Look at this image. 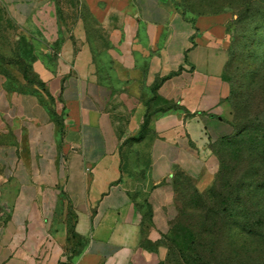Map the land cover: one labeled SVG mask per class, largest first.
Listing matches in <instances>:
<instances>
[{
    "label": "crops",
    "instance_id": "1",
    "mask_svg": "<svg viewBox=\"0 0 264 264\" xmlns=\"http://www.w3.org/2000/svg\"><path fill=\"white\" fill-rule=\"evenodd\" d=\"M68 1L0 0L45 60L0 69V264H157L139 211L162 225L177 170L215 179L227 15Z\"/></svg>",
    "mask_w": 264,
    "mask_h": 264
},
{
    "label": "rangeland",
    "instance_id": "2",
    "mask_svg": "<svg viewBox=\"0 0 264 264\" xmlns=\"http://www.w3.org/2000/svg\"><path fill=\"white\" fill-rule=\"evenodd\" d=\"M176 2L189 17L208 8L207 0ZM57 3L65 7L69 1ZM223 5L233 13L247 11L231 25L224 49L221 79L227 96L217 109L222 122L211 142L218 162L214 183L201 190L177 173L162 225L153 224L149 207L139 211L147 222L143 244L158 254L157 264H264V0ZM18 36L0 6V69L13 65L27 81L41 83L43 50ZM223 200L236 210L218 213ZM239 205L246 209L247 228L238 221Z\"/></svg>",
    "mask_w": 264,
    "mask_h": 264
},
{
    "label": "trees",
    "instance_id": "3",
    "mask_svg": "<svg viewBox=\"0 0 264 264\" xmlns=\"http://www.w3.org/2000/svg\"><path fill=\"white\" fill-rule=\"evenodd\" d=\"M226 0H207V9H203L202 11H197L196 12V17L199 16V15H203V14H226L227 15V20L225 22V30L227 32V34L229 33V29L231 27L232 24H234L237 19L239 20H242L244 17H245V13L247 11V9H244V10H241V11H238L236 13V10H234L235 13H233V11L231 10H228V9H224V5L223 3L225 2ZM176 4L179 6V8L181 7L179 5V3L176 2ZM181 9V12L183 14V16L188 19L189 21H193L196 17H189L186 13V10ZM235 15V17H234ZM156 86V85H155ZM226 99H230V97H227ZM143 129H144V125L141 127V130L139 131V133L131 138H129L128 140L130 141H138V140H141L142 137H143ZM177 173H180V174H183L187 179H189L191 181V179L185 175L182 171H176L175 174H174V186H175V180H176V175ZM192 182V181H191ZM193 183V182H192ZM214 183V182H213ZM213 183L207 187L208 189L211 188L213 186ZM194 185V183H193ZM195 186V185H194ZM206 188V189H207ZM247 188H250L249 186ZM254 188V187H252ZM176 190V186L174 188ZM239 208V213H238V216H239V222L242 223V226L247 228L248 226V223L246 222V209L245 207L239 205L238 206ZM234 209L236 210V207L234 206H230V204L228 203V201L226 200H223L221 202V206L220 208L218 209V213H222V214H229L231 213L232 211H234ZM241 218V219H240ZM235 222H237V220H235Z\"/></svg>",
    "mask_w": 264,
    "mask_h": 264
}]
</instances>
